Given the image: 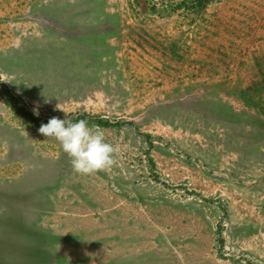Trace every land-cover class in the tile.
Masks as SVG:
<instances>
[{"label": "rangeland", "instance_id": "1", "mask_svg": "<svg viewBox=\"0 0 264 264\" xmlns=\"http://www.w3.org/2000/svg\"><path fill=\"white\" fill-rule=\"evenodd\" d=\"M0 79V264H264V0H0Z\"/></svg>", "mask_w": 264, "mask_h": 264}, {"label": "clouds", "instance_id": "2", "mask_svg": "<svg viewBox=\"0 0 264 264\" xmlns=\"http://www.w3.org/2000/svg\"><path fill=\"white\" fill-rule=\"evenodd\" d=\"M56 107L65 112L58 104ZM35 114L39 115L38 110ZM38 131L59 143L77 174L90 175L107 171L116 164L118 148L106 141L102 130L90 127L85 120L73 122L69 118L52 117L46 124L42 123Z\"/></svg>", "mask_w": 264, "mask_h": 264}, {"label": "trees", "instance_id": "3", "mask_svg": "<svg viewBox=\"0 0 264 264\" xmlns=\"http://www.w3.org/2000/svg\"><path fill=\"white\" fill-rule=\"evenodd\" d=\"M207 0H196V6L201 8ZM81 120H84L85 118H80Z\"/></svg>", "mask_w": 264, "mask_h": 264}]
</instances>
